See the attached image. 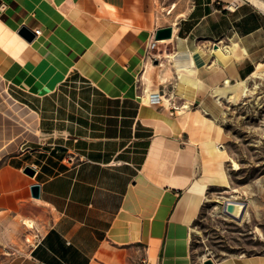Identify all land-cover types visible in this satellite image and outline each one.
<instances>
[{"label":"crops","instance_id":"crops-1","mask_svg":"<svg viewBox=\"0 0 264 264\" xmlns=\"http://www.w3.org/2000/svg\"><path fill=\"white\" fill-rule=\"evenodd\" d=\"M255 1L0 0V264H191L170 229L196 218L212 184L194 185L226 152L210 89L264 64Z\"/></svg>","mask_w":264,"mask_h":264},{"label":"rangeland","instance_id":"rangeland-1","mask_svg":"<svg viewBox=\"0 0 264 264\" xmlns=\"http://www.w3.org/2000/svg\"><path fill=\"white\" fill-rule=\"evenodd\" d=\"M260 78L245 80L246 95L237 103L219 100L227 183L208 187L190 224L191 264H203L205 257L215 262L227 257L264 259V74ZM227 200L246 203L240 220L223 212Z\"/></svg>","mask_w":264,"mask_h":264},{"label":"bare ground","instance_id":"bare-ground-1","mask_svg":"<svg viewBox=\"0 0 264 264\" xmlns=\"http://www.w3.org/2000/svg\"><path fill=\"white\" fill-rule=\"evenodd\" d=\"M253 1L256 4H258L257 1L255 0ZM260 6L263 5L260 4ZM11 14H12L11 10L6 14L8 20L9 18H11L10 17ZM22 15L26 16V13H22ZM263 73H264V64H259L255 72L253 73V76L261 77ZM134 79L135 81L137 80L136 73H134ZM195 84L196 83H192L193 86H195ZM246 91H247V85L245 80H239L234 83H231L227 80L223 85L215 86L210 89L211 94L216 97L218 103L219 100L221 99H226L233 103H237L241 99V97L246 95ZM149 92L150 90L146 89V93L143 98L144 101H147V96ZM190 96L191 98H193V95ZM188 108H189V104H185L184 106H182L179 109L180 114H184L185 118L189 120V123L195 126H199V128L202 127L200 128V131L201 129H203L202 131L204 132L205 136H209V137L213 136L214 138L219 139V137L222 134V127L219 124L215 123L213 120H208L207 118H205L203 115L199 113V111L191 112ZM187 110H189V112H187ZM218 110L219 112H221V109L219 108V104H218ZM6 147L8 146H4V143L0 142V149ZM227 158L228 155L224 150L220 151L218 147H215L213 154L209 158V166L204 170L206 171V174L202 177V179L199 182L202 185L200 187L199 184L194 185V189L198 190L199 192H203L205 185L207 184H216V183H220L221 185L226 184L227 180L223 170V162ZM231 161L234 166L233 168L237 169L238 164L234 160ZM244 213L245 210L243 214ZM26 224L28 226L32 225V223L29 221H26ZM184 227H179L174 223L171 225L170 235H169L170 236L169 245L171 247L176 248L175 250L176 253L184 252V254H187L186 250L191 240V236H190L191 227L189 225L186 226L187 229H184ZM206 260H211L213 264H252L251 260L246 257H227L218 262L213 261L211 258L205 257L204 261Z\"/></svg>","mask_w":264,"mask_h":264},{"label":"water","instance_id":"water-1","mask_svg":"<svg viewBox=\"0 0 264 264\" xmlns=\"http://www.w3.org/2000/svg\"><path fill=\"white\" fill-rule=\"evenodd\" d=\"M19 33L28 41L32 40L34 35L26 28H21ZM172 35V27H162L155 31L154 39L155 40H161V39H169ZM24 172L30 176L34 174V170L30 167H26L24 169ZM31 189V195L33 197H39L40 195V186L38 184H33L30 186ZM246 203L241 201H231L227 200L223 204V212L230 216L231 218L235 220H240L243 212L245 210ZM203 264H213L211 260L204 261Z\"/></svg>","mask_w":264,"mask_h":264},{"label":"built area","instance_id":"built-area-1","mask_svg":"<svg viewBox=\"0 0 264 264\" xmlns=\"http://www.w3.org/2000/svg\"><path fill=\"white\" fill-rule=\"evenodd\" d=\"M235 7H236V3L235 2H232V3H230V4H228L226 6V9L227 10H233V9H235ZM34 33L35 34H39V30L34 31ZM156 43H157V40H155V39L152 38V40L149 42V45H148V50H149L148 51V55L150 57H153L155 59H158V56H155L154 54H152L150 52L151 50L156 49ZM161 100H162V97H161V95H159V93H156V92H149L148 93L147 102L149 104H158V103L161 102Z\"/></svg>","mask_w":264,"mask_h":264}]
</instances>
